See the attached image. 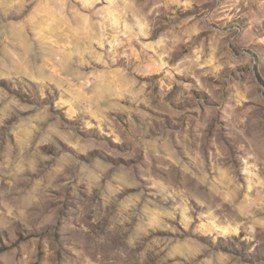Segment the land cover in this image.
I'll use <instances>...</instances> for the list:
<instances>
[{
  "label": "clouds",
  "instance_id": "clouds-1",
  "mask_svg": "<svg viewBox=\"0 0 264 264\" xmlns=\"http://www.w3.org/2000/svg\"><path fill=\"white\" fill-rule=\"evenodd\" d=\"M0 264H264V0H0Z\"/></svg>",
  "mask_w": 264,
  "mask_h": 264
}]
</instances>
